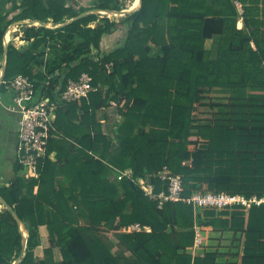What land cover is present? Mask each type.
<instances>
[{"label":"trees","instance_id":"16d2710c","mask_svg":"<svg viewBox=\"0 0 264 264\" xmlns=\"http://www.w3.org/2000/svg\"><path fill=\"white\" fill-rule=\"evenodd\" d=\"M241 1L243 29L237 28L233 0H142L120 21L104 16L92 26L98 16L90 13L58 27L92 7L11 0L0 18V62L12 23L42 20L51 26L20 24L27 43H8L0 90L6 93L4 81L27 75L37 98L54 101L56 118L38 176L25 177L16 160L14 177L0 182V196L28 233L21 256L20 223L11 210L0 209V264L20 256L17 264H219L216 251L197 253V225L232 232L231 264H264V204L199 210L180 200L160 207L132 184L167 166L182 176L185 196H264V0ZM94 8L122 6L100 0ZM119 27L120 41L104 50V36ZM215 35L218 54L212 57L205 41ZM83 72L93 89L71 102L60 99L68 81ZM215 87L237 93L250 87L252 93L238 102L239 114L195 125L193 111ZM126 169L132 177L119 178ZM153 180L157 192L166 189L158 176ZM136 222L151 231L123 230ZM103 225L123 250H111L98 233ZM42 227L49 244L38 254Z\"/></svg>","mask_w":264,"mask_h":264},{"label":"built area","instance_id":"2783aa9c","mask_svg":"<svg viewBox=\"0 0 264 264\" xmlns=\"http://www.w3.org/2000/svg\"><path fill=\"white\" fill-rule=\"evenodd\" d=\"M239 12L243 14L242 4L234 0ZM8 43L11 40L5 38ZM23 44V43H22ZM90 76L83 72L79 79H70L67 88L60 94V99L71 102L84 97L93 87ZM5 91L10 102L6 105L11 112L19 114V142L17 144L18 162L24 167L25 177L38 176L37 168L41 157L46 156L47 146L51 137V129L54 128L56 118V104L49 97L37 98L31 79L27 75H18L10 81H4ZM0 95V99H1ZM131 169L122 171V176L132 177ZM158 176L165 184L166 189L156 191L153 177ZM147 174L134 181L144 193L152 199L159 201L162 207L167 201H186L193 203L199 210L214 207L222 209L227 206L242 204L250 207L252 204H264V196L253 195L246 197L242 194H231L225 191H194L191 195H184L182 176L165 166L156 175ZM204 226L195 228L194 246L197 249L204 241ZM126 232H149L151 227L139 222L132 223L123 228Z\"/></svg>","mask_w":264,"mask_h":264},{"label":"rangeland","instance_id":"374dc122","mask_svg":"<svg viewBox=\"0 0 264 264\" xmlns=\"http://www.w3.org/2000/svg\"><path fill=\"white\" fill-rule=\"evenodd\" d=\"M71 1L74 4H79V2H75V0ZM77 1L81 2V0ZM119 1L120 3H122V8L130 9L136 0ZM99 2L100 0H83V4H81L80 6L94 8ZM10 4L11 0H0L1 17L3 16V13L8 9V7H10ZM78 4L77 8L80 7ZM95 13L98 16V19L90 24L92 26L100 23L102 17L104 16H109L111 19L117 21H120L125 16V14L111 12L106 13L102 10L96 11ZM120 27L117 29L118 36L123 35V28ZM10 30H13L11 31L12 35L10 36V38H7V33ZM22 35V28L19 24L15 26H9L5 34V38L8 40H14V43L17 46H21L22 43H27V41L22 39ZM119 41L120 38H118V40L110 39V44H104V50L108 51L113 47L111 42H113L115 45ZM93 53L96 54L97 49H94ZM2 61L0 62V65L2 64ZM251 90L252 89L250 87H247L245 88V90L237 93L236 91L231 89L223 90L221 87H215L207 91L204 94V99H202L203 103L196 107V109L193 111L194 124L198 125L208 122L215 123L218 120L224 121L227 120L229 116H233L231 112L236 110V112H238L239 114V112L243 108L238 105V102L248 97L252 93ZM0 95L2 97L0 99V182L4 183L6 181H9L15 175L12 163L14 162L18 154L16 144L17 142H19V114L11 112L7 109L6 105L8 103V100L6 101V93H3L0 90ZM116 118L119 119L120 116H116ZM112 120L114 119L112 118ZM112 120H110V123L112 122ZM3 206L4 205L0 203V209H2ZM25 233L27 232L25 231ZM98 233L106 241V243L110 245L113 252L123 250V245L120 243L118 236L113 231H107L105 226L103 225ZM203 236L204 241L196 249L197 253L216 251L219 254V264H231L230 262L234 260L236 252V242H234L232 232L227 230L224 231L222 229L219 231L214 229L212 226H204ZM48 244V231L44 227H42V245L38 248V254H42V247H46ZM126 253L129 254L128 251H126ZM55 257L58 260L60 259V252L58 251V248L55 249Z\"/></svg>","mask_w":264,"mask_h":264},{"label":"water","instance_id":"95a60500","mask_svg":"<svg viewBox=\"0 0 264 264\" xmlns=\"http://www.w3.org/2000/svg\"><path fill=\"white\" fill-rule=\"evenodd\" d=\"M142 4V0H139V4L138 6H136L135 8H132V9H126V8H122L120 10H110V9H101V8H92V9H88V10H85L84 12L80 13L78 16L66 21L65 23H61V24H58L56 25L55 27H58V26H62V25H65L66 23H69V22H72L76 19H79L83 16H86L87 14H90V13H95L96 11H105L106 13L108 12H111V13H118V14H129L133 11H135L136 9H138ZM23 25V26H26V25H32V24H35V25H45V26H51L50 24H47L45 23L44 21L42 20H21V21H16L14 23H12L10 26H15V25ZM7 44V43H6ZM6 56H7V45H5V54H4V57H3V62H2V69H1V73H0V82L3 81L4 79V75H5V70H6ZM132 184L135 185L134 181H132ZM0 202L8 209V210H11L15 216V218L19 221L20 223V226H21V230L24 234V240H23V248H22V252H21V256L23 254H25V250H26V247H27V235L28 233H25V228H24V225L21 221V219L19 218V216L17 215V213L14 211V208L12 205H10L7 200L0 196ZM27 232V231H26ZM20 256V257H21ZM20 257L18 259H16L13 264H17L19 261H20Z\"/></svg>","mask_w":264,"mask_h":264},{"label":"crops","instance_id":"0c3cea01","mask_svg":"<svg viewBox=\"0 0 264 264\" xmlns=\"http://www.w3.org/2000/svg\"><path fill=\"white\" fill-rule=\"evenodd\" d=\"M74 1V0H73ZM238 1H240V3L242 4V8H243V1H241V0H238ZM75 2H79V6L81 5V4H83V0H81V2L80 1H77V0H75ZM233 2H234V0H233ZM134 5V4H133ZM121 6H122V3H121ZM260 6H262V4H260ZM132 8V7H131ZM238 9V8H237ZM244 9V8H243ZM0 17H1V14H0ZM236 18H237V28H239V29H243L244 28V20H243V14H241L240 12H239V10H238V14H237V16H236ZM11 31H13V30H10V34L12 35V32ZM117 36H118V32H114L113 34H109V35H105L104 36V38H103V40H102V45H104L105 43H106V45L107 44H110V39H114V40H118V38H119V36H118V38H117ZM14 38V37H13ZM219 39H220V36L219 35H215V36H213V37H210V38H208L206 41H205V47L207 48V49H209L210 51H211V55H212V57H216L217 56V54H218V51H217V48H218V45H219ZM12 41V40H11ZM14 41V40H13ZM112 43V46H114V43L113 42H111ZM4 44L5 45H7L6 44V41H5V36H4ZM104 47V46H103ZM3 62V61H2ZM2 69V68H1ZM8 100V103L10 102V99L8 98V95H6V101ZM7 103V104H8ZM112 116L110 117V120H112ZM114 119V118H113ZM17 144H18V142H17ZM17 144H16V148H17ZM53 155L54 154H52V157H53ZM17 158H18V154H17V156H16V159L14 160V162L17 160ZM14 162L12 163V164H14Z\"/></svg>","mask_w":264,"mask_h":264},{"label":"bare ground","instance_id":"6f19581e","mask_svg":"<svg viewBox=\"0 0 264 264\" xmlns=\"http://www.w3.org/2000/svg\"><path fill=\"white\" fill-rule=\"evenodd\" d=\"M138 4H139V0H136L135 2H134V5H132L131 7L132 8H135L136 6H138ZM132 8H130V9H132ZM10 36H11V34H10V31L7 33V38H10Z\"/></svg>","mask_w":264,"mask_h":264}]
</instances>
